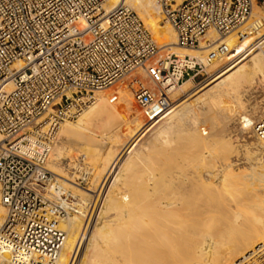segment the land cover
Returning <instances> with one entry per match:
<instances>
[{
	"label": "bare ground",
	"instance_id": "1",
	"mask_svg": "<svg viewBox=\"0 0 264 264\" xmlns=\"http://www.w3.org/2000/svg\"><path fill=\"white\" fill-rule=\"evenodd\" d=\"M119 6L135 8L152 37L162 41L161 48L177 56L195 57L210 67L213 61L208 55L218 43L233 44L223 57L227 64L247 47L251 34L241 39L236 33L219 38L209 31L198 48H184L164 20L158 0H108L103 9L110 12ZM259 20L264 21V10L253 1L250 23L241 31ZM263 25L256 26L257 33ZM250 57L244 71H228L217 78L207 98L186 108L179 105L164 116L147 134L155 143H147L139 152L133 150L141 162L125 171L120 168L110 181L111 161L117 163L129 152L135 134L147 124L136 112L132 92L122 87L97 91L76 119L61 122L47 168L57 176V190H64L61 203L74 213L56 222L65 237L55 264H243L256 256L264 247V145L253 127L264 114V50ZM13 67L19 69L22 64ZM191 84L184 80L172 95H188ZM4 88L10 90L11 81ZM108 101L126 109L132 120L115 123L110 140L100 142L86 121ZM214 126L217 131L218 126L223 129L220 134ZM68 132L81 146L120 141L116 156L102 168L108 167L102 181L92 172H81L73 158H63L65 145L58 135ZM213 137L219 148L211 147L208 138ZM63 163L66 169L60 168ZM71 167L73 175L64 172ZM76 173L91 187L79 188L74 182ZM107 180L102 204L88 227L92 193L99 192L94 188L99 183L102 190ZM4 214L0 197V223Z\"/></svg>",
	"mask_w": 264,
	"mask_h": 264
},
{
	"label": "built area",
	"instance_id": "2",
	"mask_svg": "<svg viewBox=\"0 0 264 264\" xmlns=\"http://www.w3.org/2000/svg\"><path fill=\"white\" fill-rule=\"evenodd\" d=\"M107 1L0 0V264H55L59 256L65 233L56 222L72 210L62 194L56 198L47 163L61 122L133 73L134 102L153 121L171 109L175 89L202 69L195 57L161 55L137 13L127 6L106 12ZM158 1L184 48H198L209 31L241 39L263 22L241 31L257 0ZM227 52L218 43L213 54ZM253 128L264 145V114ZM243 264H264V247Z\"/></svg>",
	"mask_w": 264,
	"mask_h": 264
},
{
	"label": "rangeland",
	"instance_id": "3",
	"mask_svg": "<svg viewBox=\"0 0 264 264\" xmlns=\"http://www.w3.org/2000/svg\"><path fill=\"white\" fill-rule=\"evenodd\" d=\"M261 1L262 0H257V4L259 6H261ZM133 10L138 14V12H137V10L135 8ZM138 16H139V14H138ZM140 19L143 21V19L141 17H140ZM249 23H250V21H249ZM249 23L247 25H249ZM263 23H264V21H263ZM147 29L149 30V32L152 35V30L149 27H147ZM233 33H231V34H233ZM231 34H229V35H231ZM229 35H227L225 37H222V38H226ZM249 36L250 37H249V40H248L247 47H245V49L243 51L235 54L233 56V58L227 64H225L226 60L223 58L224 55L223 56H215L213 54L215 49L212 52H210V56L208 55V58L211 59V61H213V63H212L213 67L212 66L211 67L210 66H206V65H203V63H201L202 64V69H201L200 73L198 74V76L195 78V80L192 81L191 91L189 92V94L188 95H182L180 93L179 95H172L171 96V101H172L173 104H172L171 109L165 115H163L162 117H160L158 119H155L157 121L153 120V121H150L148 123V121L145 120L143 112L135 104V102L133 100V104H134V106L136 108V112L138 110V115H139L140 119L147 123L145 125V127L147 126L148 128H147V130L143 131V129L145 128V127H143V129L138 131L139 133L137 132L135 134V136H134L135 142L131 145L129 152H127L120 159V161L119 160H118V162L116 161L118 163V165L114 161H111L114 164V166L112 168L113 171H110V173H109L110 175H108L109 176V178H108L109 181L111 180V178L113 176H116V173L118 172V170L120 168L123 169V170L121 169L120 171H125V169H128L130 167L133 168L134 165H136L137 163L141 162L142 157H140L139 154H134L133 150L134 149H138V152H139L140 151L139 149H141L147 143L151 144V145L155 143L154 139H151V137L147 136V134L153 128H155V125H157L164 116H167L170 112H172L174 110V108H176L179 105H182L181 108H186L189 105H193L195 103L201 102L202 100L207 98V92L215 90L214 87L212 89H209V86L212 83H215V80L217 78H219L221 75H223L224 73H226L228 71L231 72L232 70H233L232 72L244 71L246 69V67L249 65V63L251 61V57L250 56L254 52L261 53L264 50V25L262 26V29L260 30L259 33H257V34L255 33V34H252V35H249ZM160 41L161 40H158V39L156 40V42H157V44L159 46L161 45V42H162V41L161 42ZM227 46L230 48L231 46H233V44H228ZM165 52H171V51L169 49L163 48V49H161L160 54L162 55ZM220 60H221V62H220ZM218 61L220 63L224 62V64H220ZM238 65L240 67L235 69V67L238 66ZM142 74L144 75V73H142ZM133 75H135V73L124 77L119 82H117V83L111 85L110 87H108L106 89H103V90H101L99 92H107V91H109V89L113 90V89H115L117 87L125 88L126 90L131 92L129 84H130V82L132 80ZM118 105L119 104L117 102H113V101L105 102V103H103L101 105L100 108H98L93 114H91L87 118V121H86L87 128L89 129L90 132H93V133H95L97 135V138H98V140L100 142H108V140H110V138L112 137V133H113V132H111V130L113 129V126H114L115 123H117L120 120H125L126 122L132 120L130 118V115H128V111L126 109H124V108L119 107ZM131 117L133 118V116H131ZM74 119H76V118H74ZM217 128H218V130L220 129L219 130L220 132L217 131L215 126L212 129H214L215 132L220 134L223 129L220 126H218ZM206 129H208V128H206ZM58 137L60 139H62V142L65 145L63 158L64 159L73 158L74 162L78 164L79 169H81V172H83V173L92 172L93 174L96 175V177L98 176V178L99 177L101 178L100 181H102V179L104 178V175L107 173V170H108V167H107V169H102V168H104L105 166L108 165L109 161L111 160L110 158L117 151V149H116L117 146L120 145L119 144L120 141L119 142L117 141V142H112L111 144H109V146H107V145L102 146L101 145L99 147L96 144H93L91 146L90 145L89 146H81L78 142H75V140H77V139H75V136L72 133H69V132L65 133L64 135H61V137L58 135ZM209 139L210 140L212 139L211 140L212 143L210 144L211 147L216 148L217 147L216 145H218L214 141L216 138L213 137V138H208V140ZM213 142H214V144H213ZM220 146L221 145L219 143L217 148H219ZM120 152H121L120 153V155H121L122 151H120ZM115 156H116V154H115ZM115 156H114V158H112V160H115ZM64 164L65 163L60 165V168L66 169ZM109 168H110V164H109ZM71 169H69L68 171L66 170L64 172H66L68 175H73L74 174L73 172H75V169L72 168V167H71ZM120 173L122 175L124 174L123 172H120ZM106 176H107V174L105 175V177ZM54 177L56 178L55 179L56 186H59L58 179H57V176L55 174H54ZM79 177H80L79 174L76 173V176L74 177V182L77 184V186L79 188H82V189L86 188L87 189V188L91 187L89 181L80 180ZM108 180H107V183L104 182L105 186H104V188H102V190L100 188V184L99 183H98V185H96V188H94L95 191L99 190V192L94 193V194L92 193L93 197H92L91 202H90L91 203V206H90L91 208L89 207V210L90 211L92 210V211L91 212L88 211V213L90 212L89 216H90L91 221H90V225L88 227H90L93 224V222H94V220H95V218L97 216L96 213L98 211V208L102 204V200L104 198L103 195L106 193L105 190L107 189V186L109 184ZM103 181H105V180H103ZM62 192H64V190H56V192H55L56 193V198H58L57 196H60L61 194L63 195L64 193H62ZM227 197H228V199L230 198V196L227 195L226 199H227ZM54 201L56 203V200H54ZM73 213H74L73 211H70L69 215L73 214ZM64 217H66V215H64ZM60 219H62V218H60Z\"/></svg>",
	"mask_w": 264,
	"mask_h": 264
}]
</instances>
